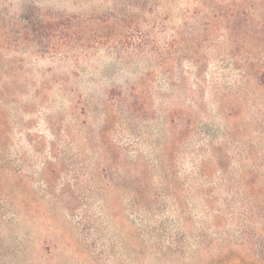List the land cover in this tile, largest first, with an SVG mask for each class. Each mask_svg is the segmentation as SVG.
Here are the masks:
<instances>
[{"label":"rangeland","instance_id":"374dc122","mask_svg":"<svg viewBox=\"0 0 264 264\" xmlns=\"http://www.w3.org/2000/svg\"><path fill=\"white\" fill-rule=\"evenodd\" d=\"M198 199H264V0H0V264H184Z\"/></svg>","mask_w":264,"mask_h":264},{"label":"trees","instance_id":"16d2710c","mask_svg":"<svg viewBox=\"0 0 264 264\" xmlns=\"http://www.w3.org/2000/svg\"><path fill=\"white\" fill-rule=\"evenodd\" d=\"M198 200L209 219L197 231L190 217L178 219L168 246L172 256L184 264H264V199Z\"/></svg>","mask_w":264,"mask_h":264}]
</instances>
